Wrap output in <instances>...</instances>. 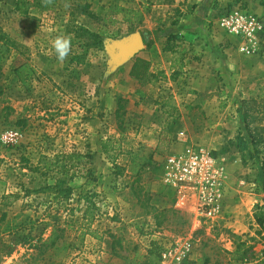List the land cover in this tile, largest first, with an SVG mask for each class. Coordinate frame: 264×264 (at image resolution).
I'll return each instance as SVG.
<instances>
[{
	"label": "rangeland",
	"instance_id": "374dc122",
	"mask_svg": "<svg viewBox=\"0 0 264 264\" xmlns=\"http://www.w3.org/2000/svg\"><path fill=\"white\" fill-rule=\"evenodd\" d=\"M83 3L94 17L77 9ZM119 5L139 10L140 21L123 22L114 12ZM153 5L59 0L24 15L19 0H0V36L9 42L0 54V264L131 262L118 247L119 258L111 256L112 239H120L131 256L138 246L148 264H264V240L252 216L262 198L264 155L250 160L233 143L242 133V100L255 97L264 84V44L260 54L238 53L216 19L220 60H208L201 80L177 63L169 71L158 67L154 82H131L129 63L112 65L108 50L139 34L142 52L154 47L164 53L168 40H152L162 27ZM240 5L252 13L246 0ZM74 24L104 37L102 50L89 51L83 65L70 63L81 54L68 31ZM58 36L71 41L63 61L52 46ZM20 63L34 71L24 82L14 74ZM7 133L13 142L5 140ZM185 147L203 149L224 169L219 218H204L190 203L177 207V193L161 181L163 159ZM84 198L92 204L87 221ZM53 228L55 234L64 231L53 246H41ZM243 241L244 261H232ZM174 243L179 250L188 243L189 251L180 260L163 261L161 254Z\"/></svg>",
	"mask_w": 264,
	"mask_h": 264
},
{
	"label": "trees",
	"instance_id": "16d2710c",
	"mask_svg": "<svg viewBox=\"0 0 264 264\" xmlns=\"http://www.w3.org/2000/svg\"><path fill=\"white\" fill-rule=\"evenodd\" d=\"M21 3V8L23 7V14L28 15L30 9H39L42 11L45 9L50 3H56L59 0H19ZM242 0H232L226 7L225 10H229L235 4H241ZM86 3V2H85ZM81 4L77 6V9L81 11L82 14L87 16H92L91 13L88 12L89 4ZM17 7H19V3L17 2ZM261 6L264 7V1L261 2ZM114 12L117 14H122V20L125 23H128L130 19L134 18L140 21L141 12L136 8L125 7L122 5L114 6ZM243 8H245L243 6ZM222 12V11H221ZM220 12V13H221ZM102 22L106 21V17H103ZM116 21H111L110 24H114ZM69 32L74 34V39L76 41V45L78 50H81V54L75 53L71 56L70 63H75L77 65H83L86 60L87 53L89 51H101L103 48L104 37L97 32H92L79 24H74L68 29ZM168 44L164 48L163 52H172V46L169 44L172 40H176L175 37L171 36L167 38ZM0 54H4L8 48V41L4 40L2 36H0ZM151 64L148 61L136 58L132 62V66L129 71V78L137 83L143 84L146 79L149 77V70ZM33 70L25 63H20L16 66L14 70V74L19 78V81L24 82L28 80L32 74ZM162 75V74H161ZM25 77V78H23ZM156 78L153 76V79ZM258 94L255 97L245 98L241 102V118H242V133L239 131L235 136L233 143L235 145L236 151L244 156L246 153H250L249 159L258 161L262 155H264V84L256 88ZM136 95L141 99L144 94L141 91H136ZM122 100L118 101L116 113L119 115L122 111ZM227 149H221L220 154H224ZM214 157L217 156L216 153L212 154ZM260 172L262 174V182L260 186L259 193L262 195V198L259 200L257 204H255L253 208V220L258 230L256 231V235L261 237L264 240V159L261 160L260 163ZM84 202L86 203V211L82 216V221H87L89 216V210L92 207V204L89 200L84 198ZM166 213L158 212V215H165ZM66 222H63V224ZM54 225V224H53ZM160 223H157L159 226ZM68 227V226H67ZM57 234H55V228H53L51 236L48 241H46L41 246H53L55 241L59 239L60 233L64 230L63 228H57ZM89 233V232H87ZM89 235L92 236L91 233ZM110 237H114L110 235ZM239 239V238H238ZM246 242H241L236 245L234 252L231 254L232 261L235 262H243L244 254H240V248L244 247ZM118 247L122 251L123 259L132 258L131 262L128 264H148L144 261L146 255L145 253L140 252V248L138 246H133L132 248V256L129 255L126 251V248L121 244L120 239H112L111 242V256L118 257L115 249ZM147 253V252H146ZM158 260H160V256H156ZM126 264V262H125ZM204 264H207L205 262Z\"/></svg>",
	"mask_w": 264,
	"mask_h": 264
},
{
	"label": "built area",
	"instance_id": "2783aa9c",
	"mask_svg": "<svg viewBox=\"0 0 264 264\" xmlns=\"http://www.w3.org/2000/svg\"><path fill=\"white\" fill-rule=\"evenodd\" d=\"M218 28L235 40L236 51L245 56L260 54L264 44V21L240 4L222 11L217 17ZM14 135L4 138L14 141ZM161 181L178 196L177 207L192 204L193 210L204 218H219L223 212L224 169L203 149L185 147L170 153L160 166ZM189 244L178 249L174 243L161 254V259L177 260L189 251Z\"/></svg>",
	"mask_w": 264,
	"mask_h": 264
},
{
	"label": "crops",
	"instance_id": "0c3cea01",
	"mask_svg": "<svg viewBox=\"0 0 264 264\" xmlns=\"http://www.w3.org/2000/svg\"><path fill=\"white\" fill-rule=\"evenodd\" d=\"M146 1H151L154 4V11L160 12L157 21H160L159 23L162 27L154 30L152 34L154 43L155 40L160 38L167 39L171 36L175 37L176 40L170 42L172 52L158 53L154 47L151 50L149 49V52H142L143 48L132 58L120 63H129L127 69L129 81L133 82L128 74L132 62L136 58L148 61L151 64L149 77L144 83H148L149 80L154 82L153 76H155V71L158 70V67H160L161 71H169L177 63L181 65L183 72L190 71L189 73L193 75L194 79L201 80L203 72L207 68L208 60L210 59L214 63L220 60V57L218 56L216 59L215 55L216 53H221L219 45L221 41L220 33L214 28L213 23L221 10L232 0H128L133 7L135 3ZM246 1L252 13L264 18V7L260 3L258 4V2L264 0ZM140 36L142 37L143 35ZM143 44L145 46L144 39ZM158 63H161V66H158Z\"/></svg>",
	"mask_w": 264,
	"mask_h": 264
},
{
	"label": "water",
	"instance_id": "95a60500",
	"mask_svg": "<svg viewBox=\"0 0 264 264\" xmlns=\"http://www.w3.org/2000/svg\"><path fill=\"white\" fill-rule=\"evenodd\" d=\"M143 48V39L139 34L127 37L109 47L111 64L118 65L124 60L132 58Z\"/></svg>",
	"mask_w": 264,
	"mask_h": 264
},
{
	"label": "clouds",
	"instance_id": "9594fccd",
	"mask_svg": "<svg viewBox=\"0 0 264 264\" xmlns=\"http://www.w3.org/2000/svg\"><path fill=\"white\" fill-rule=\"evenodd\" d=\"M53 49L57 55V58L63 61L70 52L71 41L69 37L58 36L53 41Z\"/></svg>",
	"mask_w": 264,
	"mask_h": 264
}]
</instances>
